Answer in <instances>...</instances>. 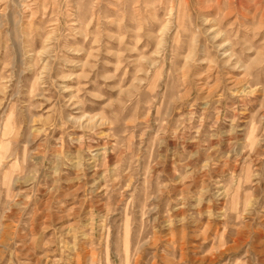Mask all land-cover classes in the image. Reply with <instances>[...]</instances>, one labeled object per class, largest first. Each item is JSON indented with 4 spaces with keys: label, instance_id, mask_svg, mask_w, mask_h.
<instances>
[{
    "label": "rangeland",
    "instance_id": "374dc122",
    "mask_svg": "<svg viewBox=\"0 0 264 264\" xmlns=\"http://www.w3.org/2000/svg\"><path fill=\"white\" fill-rule=\"evenodd\" d=\"M0 264H264V0H0Z\"/></svg>",
    "mask_w": 264,
    "mask_h": 264
}]
</instances>
